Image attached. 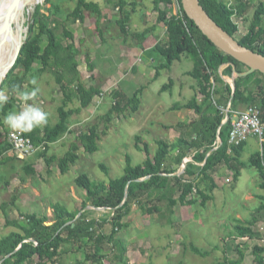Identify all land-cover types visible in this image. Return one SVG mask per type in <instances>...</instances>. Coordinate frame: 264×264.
Wrapping results in <instances>:
<instances>
[{
  "label": "trees",
  "instance_id": "16d2710c",
  "mask_svg": "<svg viewBox=\"0 0 264 264\" xmlns=\"http://www.w3.org/2000/svg\"><path fill=\"white\" fill-rule=\"evenodd\" d=\"M71 1L76 4V8L72 14L67 16L66 22H83L85 16L80 12L89 13L96 18L99 32L103 34L100 25L105 16L101 5L88 0ZM200 1L210 17L220 27L233 37H237L239 26L233 20V16L236 13L238 16L245 15L247 6L242 0H237L234 7L229 6L225 0ZM49 4H51V8L41 5L36 7L18 61L9 72L1 89V91L12 95L7 103L0 104V129L6 132L5 140H0L1 164L6 166L12 161H21L25 164L24 170L28 176L37 174L36 161L41 159L46 160L49 168L57 163L63 175L69 173L71 166L79 161L81 149L87 154L99 151V142L103 135H107L108 124L114 115H126L128 118L140 110V95L143 92L141 89L132 98H129L123 91H114L111 97L115 104L106 116L101 117L107 125L106 129L100 131L98 125H93L88 131L77 136L76 142L72 144L65 157L48 158L51 146L72 133L71 125L74 114L79 115L89 109L96 97L102 94L99 87H88L83 80L77 60L81 50L74 42L63 45L58 41V21L53 17H59L60 6L53 0H46L45 5ZM153 4L154 12L158 13V23L165 25L168 31L167 44L165 46L157 45L153 48V52L158 53L165 60L162 66L157 68L154 81L160 78L162 70L170 71L176 62H180L184 58L191 59L194 68L188 73V76L197 82L195 95L184 105L176 104L171 111L191 110L196 115L195 119L190 123L181 122L177 126L170 127L176 128L179 134L178 139L175 142L159 141L158 149L154 155H152L150 145L143 143L138 136L137 149L144 151L147 159L140 165H133L132 159L128 157L125 173L118 179L110 182H94L86 174L78 177L75 180V185L86 193L83 204L85 212L83 209L74 212L58 204L54 206L55 214L52 225H48L52 221L48 216L29 213L22 214V217L27 219V223L22 224L19 221L9 220L7 207L10 204L5 203L0 206V210L7 217L6 226L12 225L17 228V231L0 240V264H30L36 258H38L39 264H57L63 255L73 251V247L70 248V246L75 243H78L80 250L85 247L94 248L96 255L84 252L83 255L87 261L98 259L97 264H106L105 259H108L110 254L113 255L114 249L118 248L122 255L118 258L122 264H126L123 257L127 250L118 234L129 228L130 223L126 222V218L132 213L133 206H137L143 215H156L162 222L173 225L176 221L174 209L177 205L194 206L199 204L206 206L214 199L217 185L213 176L221 166L234 171L236 180L241 177L244 168H255L260 177L259 187L264 191V145L262 149L260 148L251 156L247 163L241 161L247 143L233 147L232 152L229 153L231 123L222 125L225 115L221 109L231 104V110L238 112L241 107L246 109L250 106H258L264 123V75L255 72L244 76L243 74L249 73L250 68L216 47L189 19L180 0H154ZM176 4L178 12L174 13ZM119 5L123 18L118 22V26L121 32L127 36L129 35L128 26L131 22V12L126 10L129 3L127 0H119ZM131 5L136 6L135 3ZM248 19L245 20L248 21ZM157 29L155 26L141 35H135V37L145 41L148 34L156 32ZM64 36L74 40L73 33L66 27ZM238 41L244 47L264 55V3H260L256 9L253 21L248 28V34ZM86 61L89 71L93 73L96 67L90 55H87ZM36 65L41 68H36ZM235 72L243 76L236 79L237 91L233 95L232 84L229 80L235 77ZM45 74L54 77L56 84L60 86L63 96L62 104L58 108L60 119L56 125L51 126L48 117L47 124L31 131H24L25 137L31 139L37 148L45 146V150H40L35 156L30 157L31 160H21L17 158L13 146L9 143L10 127L4 123V118L9 112L22 110V104L15 97L18 94L13 91L14 87L21 91H27L23 89L27 85L33 89L32 81ZM174 85L175 82L171 79L170 83L162 88V93L172 90ZM199 94L203 97L202 101L199 99ZM76 104L79 106L73 108L72 106ZM230 116L232 115L230 114ZM218 136L222 141L218 149L215 150ZM10 151L13 153L12 156H7ZM175 151L180 152L179 158L176 159L179 165H182L185 159L193 156V162L187 164L185 172L180 176L174 175L177 170L171 168V165H166L168 158ZM235 164H238L240 168ZM102 168L108 172L105 165ZM194 194L196 196L192 197ZM258 198L261 205L256 210L253 220L245 225L235 226V232L229 239L260 237L253 231V227L260 219L258 216L261 214L263 217L264 215V195H260ZM17 199L18 197L13 199L14 206ZM88 207L105 209L110 211V214L98 222L90 220L87 212L91 210L87 211ZM107 225H112L110 232L108 234L104 231L99 233V230ZM243 246L239 244L236 248L239 254L238 260H229L226 257L224 264H242L246 259V251L242 249ZM185 250H190L202 258L211 255V252L194 244H191L190 247L185 245ZM108 251L110 252L108 253ZM253 255L255 264H264V246L256 245Z\"/></svg>",
  "mask_w": 264,
  "mask_h": 264
},
{
  "label": "rangeland",
  "instance_id": "374dc122",
  "mask_svg": "<svg viewBox=\"0 0 264 264\" xmlns=\"http://www.w3.org/2000/svg\"><path fill=\"white\" fill-rule=\"evenodd\" d=\"M53 1L60 6L59 17H53L58 21V41L63 45L74 42L81 50L77 60L83 80L88 87H99L102 94L96 97L89 109L79 115L74 114L71 125L72 133L51 146L48 158L65 157L72 144L76 142L77 136L88 131L93 125H98L100 131L106 129L107 125L101 117L106 116L114 106L115 101L111 97L114 91H123L129 98H132L141 89L143 92L140 95V110L128 118L126 115H114L108 124L107 135H103L99 142V151L87 154L81 149L79 161L71 166L66 175L61 173L57 163L49 168L46 160L41 159L36 161L37 174L28 176L24 170L23 162L16 160L4 166L1 164L2 159L0 158V206L5 203L10 204L7 207L9 220L19 221L22 224L27 223V219L22 217V214L26 213L48 216L52 220L48 225L53 224L54 206L58 204L74 212L82 209L85 212L83 204L86 193L75 185V180L78 177L86 174L94 182H110L122 177L128 157L132 159L133 165H140L147 159L146 153L137 149L138 136L143 143L150 145L152 155H154L158 149L159 141L175 142V135L178 132L176 128L170 127L177 126L181 122H192L196 117L195 113L187 109L180 112L171 111L176 104L184 105L195 95L197 82L188 76V73L194 68L193 61L184 58L182 61L176 62L170 71L162 70L160 78L154 81L157 68L162 66L165 60L151 48L157 45L165 46L168 42V31L162 27V30L157 34L156 32L148 34L145 41L135 37V35H141L159 24L158 13H155L153 9L154 0H127L129 6L126 10L131 12V22L128 26L129 35L127 36L121 32L118 26V22L123 18L119 0H88L99 3L107 18L100 25L103 34L99 32L96 18L89 13L80 12L85 16L83 22H66L67 16L72 14L76 8V4L71 0ZM225 1L229 3L230 0ZM45 3L46 0L40 4L34 3L26 11L23 22L25 38L36 7L41 5L51 8V4L45 5ZM134 3L136 6L131 5ZM251 3L250 9L246 11L248 21L242 20L239 16L235 19L236 23L240 25L236 40L248 34V28L259 7V2L251 1ZM177 12L178 6L175 5L174 13ZM65 27L73 33L74 40L64 36ZM87 55H90L92 62L95 63L96 69L93 73L88 69ZM36 68L41 67L36 65ZM171 79L175 82L174 87L172 90L162 93V88L169 84ZM35 81L34 88L40 89L35 98L25 102L20 99L19 95H15V97L22 104V109L28 104L41 107L49 114L50 124L54 126L59 122L58 108L63 100L60 86L49 74L37 77ZM229 81L232 84V80ZM23 89L32 90L27 85ZM0 92L3 91L0 90ZM3 93L9 98L12 97L8 92ZM199 98L203 97L199 94ZM78 106L79 104H76L72 107L77 108ZM239 110H244V108L241 107ZM126 114L129 115V113ZM11 131L12 128L9 133ZM5 138L6 132L0 129V140L4 141ZM246 143L247 146L241 157L243 163H247L251 156L261 148L255 137L250 138ZM12 154L10 151L7 156H12ZM179 155L180 152L175 151L168 158L166 165H171V168L177 170V174L182 175L186 159L182 165H179L176 162ZM29 162L32 163V161ZM103 165L107 167L108 172L102 168ZM235 166L240 168L238 164ZM215 183L217 189L214 191V199L206 206L199 204L194 206L177 205L175 207L176 221L168 229L161 226L159 217L149 215L143 217L139 208L134 205L132 213L126 218V222L130 223L129 228L118 234L127 250L123 257L126 264H224L226 257L229 260L239 259V254L236 251L239 244L244 245L242 249L246 251V259L242 264H255L253 250L257 242L244 241L235 237L229 239V237L235 232V226L245 225L253 220L256 210L261 205L258 196L264 195V191L259 187V173L255 168L247 167L242 170L241 177L236 180L234 171L222 167L220 176L215 179ZM194 196L196 194L192 197ZM15 197L18 199L14 206L12 202ZM87 211H89L87 212L89 219L97 222L110 214L108 210L93 209L92 207ZM258 218H260L258 223L253 227V231L257 234L261 233V227L264 228V215L262 217L260 214ZM6 220L7 217L0 210V240L17 231V228L12 225L6 226ZM111 229L112 225H107L98 230L99 233L104 231L108 234ZM191 244L211 252V255L202 258L190 250L186 251L185 245L190 247ZM71 247H73V251L63 255L57 261L59 264H97L98 259L87 261L83 255L84 252L96 255L94 248L85 247L80 250L78 243ZM118 257H122V255L117 248L114 249L113 255L110 254L108 259H105V263L122 264ZM30 264H39L38 258Z\"/></svg>",
  "mask_w": 264,
  "mask_h": 264
},
{
  "label": "water",
  "instance_id": "95a60500",
  "mask_svg": "<svg viewBox=\"0 0 264 264\" xmlns=\"http://www.w3.org/2000/svg\"><path fill=\"white\" fill-rule=\"evenodd\" d=\"M24 0H15V3L12 5L11 12H18L23 5ZM183 6V9L190 20H192L195 25L199 28V30L220 50H222L225 54L231 56L236 59L240 63L249 67V73L243 74L244 76L260 72L264 75V55L261 53L254 52L239 43L238 40L235 39L232 35L226 32L222 27H220L204 7L201 5L200 0H180ZM40 4V2H37ZM29 4V2H27ZM14 16V15H13ZM12 16V17H13ZM11 23V21H10ZM22 40L19 43L18 48L16 49L15 56L13 61L8 66L6 73L0 79V90L9 74V72L15 67L18 58L21 53L22 46L24 44L23 39L25 38L24 33L21 34ZM235 77L232 79V88L233 95L237 91L236 87V79L243 76L235 72ZM231 108V104L229 105V109ZM221 137L218 136V143H221ZM176 176H180L179 174H174ZM128 197V196H127ZM52 225V224H50Z\"/></svg>",
  "mask_w": 264,
  "mask_h": 264
},
{
  "label": "built area",
  "instance_id": "2783aa9c",
  "mask_svg": "<svg viewBox=\"0 0 264 264\" xmlns=\"http://www.w3.org/2000/svg\"><path fill=\"white\" fill-rule=\"evenodd\" d=\"M177 5V4H176ZM231 6V5H229ZM238 17V13L233 16V20L236 23V18ZM237 24V23H236ZM238 25V24H237ZM240 26V25H238ZM225 119L223 121V126L231 123V133L229 138V153L232 152L233 147L241 146L243 143H246L250 138H257L261 149L264 145V123L262 120V114L258 106H250L244 110H240L238 112H234L229 109L221 108ZM230 114L232 116H230ZM9 143L13 146V151L15 155L21 159L26 160L30 157L35 156L40 150L44 151L45 146H41L37 148L31 141V139L25 137L24 131L12 129V131L8 134ZM221 143H217L215 148L218 147ZM260 237H254L251 239L250 237L241 238L244 241H255L256 245L264 246V228H260Z\"/></svg>",
  "mask_w": 264,
  "mask_h": 264
},
{
  "label": "bare ground",
  "instance_id": "6f19581e",
  "mask_svg": "<svg viewBox=\"0 0 264 264\" xmlns=\"http://www.w3.org/2000/svg\"><path fill=\"white\" fill-rule=\"evenodd\" d=\"M38 1L41 3L44 0H24L22 8L15 13L11 12L15 0H0V79L13 61L16 49L22 40L26 11Z\"/></svg>",
  "mask_w": 264,
  "mask_h": 264
},
{
  "label": "clouds",
  "instance_id": "9594fccd",
  "mask_svg": "<svg viewBox=\"0 0 264 264\" xmlns=\"http://www.w3.org/2000/svg\"><path fill=\"white\" fill-rule=\"evenodd\" d=\"M36 84V81H32ZM15 91L22 101H28L35 98L40 89L33 88L30 91H21L19 88L14 87ZM9 97L3 92H0V104L7 103ZM48 113L45 112L41 107L35 104H28L25 108L18 112H9L5 118L4 123L12 129L20 131H31L32 129L45 125L48 122Z\"/></svg>",
  "mask_w": 264,
  "mask_h": 264
},
{
  "label": "crops",
  "instance_id": "0c3cea01",
  "mask_svg": "<svg viewBox=\"0 0 264 264\" xmlns=\"http://www.w3.org/2000/svg\"><path fill=\"white\" fill-rule=\"evenodd\" d=\"M236 1L237 0H230L229 1V5H231L232 7H234V5H236ZM251 1H253V3H258L259 2V4L260 3H263L264 2V0H242V2L244 3V4H246V11H248L250 8H249V6H250V4H252L251 3ZM237 10V9H236ZM247 15H248V13L246 12L245 13V15L244 16H242V15H239V17L242 19V20H244V19H246V18H248L247 17ZM105 16V15H104ZM105 19H107L106 18V16H105ZM245 22V21H244ZM162 27H165V29H167V27L165 26V25H160V24H158L157 25V31H156V34H157V32H159L160 30H162ZM248 32V31H247ZM168 39V38H167ZM157 43H159V42H157ZM156 43V44H157ZM151 49H153V48H151ZM95 64V63H94ZM200 99V101H202V98H199ZM191 121H187L186 123H190ZM178 136H179V134H176L175 135V139L177 140L178 139ZM185 162H186V165L185 166H183L184 168H183V171L185 172V170H186V166H187V164L188 163H190V162H193V156H191V157H189V158H187L186 160H185ZM221 170H222V166L221 167H219L218 169H217V173H215V175H214V180L215 179H217L219 176H220V173H221ZM227 181H228V179H227ZM86 195V194H85ZM84 202H85V199H84ZM88 208H90V207H88ZM87 208V209H88ZM174 211H175V216H174V219H176V217H177V215H176V210L174 209ZM146 216H148V215H144L143 217H146ZM150 216V215H149ZM151 217H156V215L155 216H151ZM157 217H159V216H157ZM160 219V218H159ZM160 223H161V226L164 228V227H167L166 229H168V228H171L172 227V225H170V224H168V223H166V222H162L161 220H160Z\"/></svg>",
  "mask_w": 264,
  "mask_h": 264
}]
</instances>
